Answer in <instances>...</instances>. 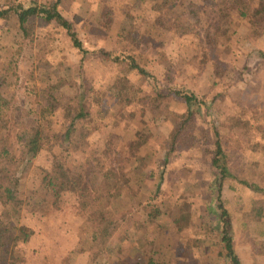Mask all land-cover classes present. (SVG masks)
Returning a JSON list of instances; mask_svg holds the SVG:
<instances>
[{"label":"rangeland","instance_id":"1","mask_svg":"<svg viewBox=\"0 0 264 264\" xmlns=\"http://www.w3.org/2000/svg\"><path fill=\"white\" fill-rule=\"evenodd\" d=\"M242 9H248L247 15L240 14ZM59 10L74 24L83 51L73 46L55 21L36 26L33 41L14 43L21 40L16 17L0 18V59L14 67L7 70V81L0 89V103L6 106L0 112V138L14 137L13 128L8 133L10 109L18 103L37 107L43 89L59 76L63 84L55 85H63L57 92L65 97L104 90L103 103L109 110L100 118L98 106L93 107L87 125L92 127L89 143L83 150L89 157L86 165L89 173L113 166L130 176V160L144 156L140 173L135 170L137 180L132 176L130 182L138 195L123 189L115 202L119 226L105 244L101 238L93 242L84 221L87 213L80 210L75 195L65 191L55 203L52 192L44 189L42 168H51L52 155L40 151L31 165L18 169L21 210L14 212L0 202V217L29 233L24 240L21 234L8 264H148L150 257L155 264H230L224 260L214 228L219 205L230 213L241 264H264V216L245 224V212L256 199H264V192L230 177L219 190L210 151L217 122L233 174L264 189V0H62ZM161 11L174 19L171 28L152 25L151 18ZM14 45L22 46L21 50L10 49ZM125 50H133L151 79L126 63L112 61L115 56L123 58ZM120 79L131 82L130 102L112 96L118 90L111 86ZM174 90L197 95L210 103V110L198 123L201 133L194 145L177 143L168 159L158 160L184 109L171 97ZM27 113L21 115L30 123ZM230 115L248 121L247 128L224 123ZM95 121L103 125L94 130ZM151 124L154 137L148 135ZM137 127L145 133L141 146L132 151L129 140ZM71 159L86 162L76 152ZM150 169L164 171V178L159 174L145 178ZM159 179L161 190L153 203L162 214L150 220L142 205L155 193Z\"/></svg>","mask_w":264,"mask_h":264},{"label":"trees","instance_id":"2","mask_svg":"<svg viewBox=\"0 0 264 264\" xmlns=\"http://www.w3.org/2000/svg\"><path fill=\"white\" fill-rule=\"evenodd\" d=\"M61 1L51 0L49 2H42L31 0L30 4H25L20 0L0 1V18L7 19L12 15L16 17L21 33V40H17L14 43H20L23 40L33 41L34 28L36 26H46L55 21L65 30V34L72 40L73 46L83 51L84 47L74 24L71 20L65 18L59 10ZM247 13L248 9L241 11L240 14L245 16ZM171 17L166 11H161L155 14L151 18L153 20L150 21L153 22L154 28L166 30L173 25L174 19ZM11 47L10 49L13 50H21L22 48L20 46L18 49L15 45ZM124 52L123 58L115 56L112 61L121 64L126 63L130 69H136L140 75L146 79H151V73L138 63L133 50H125ZM105 54L111 56L109 53ZM0 65L3 67L2 69L0 68L1 89L4 86V82L7 81L9 74L7 70L14 69V67L9 61L1 59ZM59 82L63 84L62 77L60 76L54 83L48 82L52 84H48V87L43 89V101L38 103L37 107L32 108L29 104L18 103L10 109L9 119H11L12 127L9 125L8 133L13 128L14 137H8L9 134H6L0 138V202L8 208L13 209L14 212L21 210L24 202L19 198V184H21V181L18 169L24 170L32 164L33 159L40 151L44 149L49 150L52 155V166L50 169L42 168L44 189L52 192V195L55 197V203L60 200L65 191L75 195L78 206L81 208L80 210L87 213L85 215L86 220L84 221L91 229L92 241L95 242L101 238L104 239L105 244V238L110 237L120 224V219L115 215L117 209V203L115 202L120 199L123 189L129 192L130 195H138L130 185V182L132 176L137 180L135 170L140 171V162L145 157L136 156V153L133 154L136 157L130 160L128 171H133V174L130 176L127 175L126 170L113 166H102L97 171L89 173V167L86 165L89 162V157L85 153L87 151H83L89 143L88 136L92 129V127L90 129L87 125H89L90 119L94 115V105L98 106L96 107V112L100 118H104L107 115L109 108L103 103L105 91L98 92L93 89L95 92H92L94 93L92 95L83 91L82 97L78 95L65 97L63 94L59 95L57 92V90L64 89L62 84L55 85ZM114 84H112L111 89L118 90V93H113L112 96H124L125 101L130 102V80L120 79L118 84L115 82ZM171 97L183 103L184 109L177 115L178 119L174 123L171 140L169 143L163 144L166 150L158 160L168 159L170 154L175 150L177 143L189 146L194 145L199 138V133H201V126L198 123L204 121L203 118L206 115V111L210 110V103L208 104L193 93L174 90ZM5 107L0 103V112L5 110ZM27 110V115L32 119L30 123H26L23 120V115H21V112ZM55 115L57 116L55 117ZM224 123H228L232 128L240 127L242 129L247 128L248 125V121L242 119L239 115L228 116ZM216 124L217 122L214 123L216 128L214 131L215 140L213 149L210 151H212L211 165L216 169L214 181L219 186V190L224 179L230 177L238 179L240 183L252 187L258 192H264L262 187L249 183L244 178L239 179L238 176L233 174L231 166L228 163L225 142L219 133V126ZM99 125H103L102 121H95L93 124L94 130L99 128ZM151 125L148 126V131L150 130L148 135L154 137V127L153 124ZM47 131L50 132L48 133ZM135 132V137L129 140V147L132 151L141 146V137L145 133L144 129L140 127H137ZM203 136L205 137V134ZM73 152L79 153L86 159V162L83 163L78 159H71ZM156 174H159L161 179L164 178V171L160 173V171H155L154 169L148 170L147 175L144 177L150 180ZM161 179H159L155 187V193L148 196L146 203L142 205L143 211H146V217L150 220H156L162 214L161 208L153 203L161 190ZM138 180L140 182L139 176ZM45 192L47 193V191ZM218 208L220 212L217 213L214 228L217 229L220 237L221 249L224 251V260L230 262V264H241L231 233L233 224L230 213L222 205H219ZM245 213L248 220L245 224L248 225L253 221H259L264 216V199H256L253 206ZM134 214L137 215L138 212ZM123 219H125L124 215L121 216V220ZM176 221L179 222L177 219ZM21 234L23 235V240L29 235V233L24 231L23 227L16 225L14 221L5 220L3 217H0V264H8L9 259L14 256V251L20 242ZM92 247L94 248V244ZM119 263L120 261L115 264ZM148 264H155L152 257L149 258Z\"/></svg>","mask_w":264,"mask_h":264}]
</instances>
